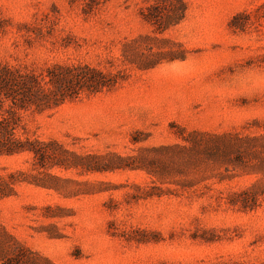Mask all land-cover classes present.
Wrapping results in <instances>:
<instances>
[{"label":"rangeland","instance_id":"obj_1","mask_svg":"<svg viewBox=\"0 0 264 264\" xmlns=\"http://www.w3.org/2000/svg\"><path fill=\"white\" fill-rule=\"evenodd\" d=\"M0 70L50 99L0 102V264H264V0H0Z\"/></svg>","mask_w":264,"mask_h":264},{"label":"trees","instance_id":"obj_2","mask_svg":"<svg viewBox=\"0 0 264 264\" xmlns=\"http://www.w3.org/2000/svg\"><path fill=\"white\" fill-rule=\"evenodd\" d=\"M75 70L73 69L65 75L57 76L54 80H49V82L56 85L63 84L64 86H71L74 84L82 85L90 90L91 93L100 92L101 90L107 89L113 85V82H106L101 74L92 73L87 68H75ZM18 92L21 96L18 95ZM3 99L9 101L17 110H25L26 107L33 106L39 111L50 107V99L48 96L42 94L37 88L29 86V84H26L25 81H19L9 72L0 70V102ZM51 103L53 106H58L60 104V102L56 99H54ZM11 116L12 117L9 122H0V156H12L24 152H31L34 155L36 152L33 149L24 148L22 143L14 139L15 119H13L14 115ZM194 136H206L209 140H220L223 138L197 133H194ZM222 149H224L222 151H224L225 154L232 151L233 147L225 144ZM218 151L220 150H216V152ZM89 170L91 169L89 168ZM93 170L100 171L97 168ZM12 183L13 181L0 179V200L13 195V190L10 187ZM228 204L235 205L234 202L230 200H228ZM6 239L13 240L0 226V262H3L9 254H12L15 260L21 261V258L19 259L20 250L15 251L13 248L5 246L4 240ZM35 259L38 261H47L40 257H35ZM23 264H26V262Z\"/></svg>","mask_w":264,"mask_h":264}]
</instances>
